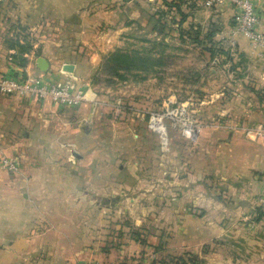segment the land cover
Listing matches in <instances>:
<instances>
[{
	"label": "rangeland",
	"instance_id": "374dc122",
	"mask_svg": "<svg viewBox=\"0 0 264 264\" xmlns=\"http://www.w3.org/2000/svg\"><path fill=\"white\" fill-rule=\"evenodd\" d=\"M68 1L0 0V14L13 18L11 41L22 43L26 49L23 56L13 52L14 63L20 56L28 62V54L32 57L40 53L41 43H36L39 36L47 32L59 36V32L76 30L77 23L100 34L99 38H90L96 45L101 41L108 44L102 36L113 35L107 51L100 54L91 73L79 83L92 91L91 99L66 105L78 107L86 103L94 128L84 134L76 127L74 138L72 134H62L56 147L47 145L46 151L37 154L15 149L8 155H17L18 169H0V174L16 176L31 169L21 165L27 159L38 163L43 158L56 163V170L50 168V173L55 177L70 175V182L60 186L68 185L65 189L71 191L65 197L54 196L53 217L83 225L91 221V252L122 249L131 240L133 247L127 252L133 264H190L192 259H196V264H248L232 260L240 257L239 247L214 238L195 246L183 244L184 248L172 251L173 246L170 248L167 243L172 237V243H176L180 231L175 230V225L171 228L167 207L177 197L169 190L179 193V182L172 180L179 181L183 174L181 161L189 157L188 149L202 137L212 143V134L202 133L204 129L237 128L249 139L262 136L263 133H255L250 138L245 129L259 133L258 127L264 130V122L253 118L252 112L250 117L241 115L244 109L251 111L253 105L261 107L264 102V85L255 84V80L264 79V46L255 47L246 38V43L239 44V33L232 32L235 12L224 13L225 3L215 4L214 8L203 0H77L76 6L68 5ZM182 1L188 4L183 7ZM257 1L258 27L264 31L260 25L264 0ZM180 11L184 14L182 22ZM195 13L199 14V21L192 20ZM21 18L23 22L19 21ZM121 26L127 28L123 30ZM116 48L158 55L160 63L149 72H125L123 78L112 80L99 73L93 80L101 58ZM253 91L258 94L247 93ZM167 96L170 102L165 110L162 101ZM247 96L250 102H246ZM152 111L165 113V141L148 124ZM234 114H238V119L233 120ZM185 127L191 128L190 134H183ZM206 171L208 187L212 189L213 175ZM8 184L10 188L2 193L8 198L25 186L22 180ZM128 197L134 199L130 201ZM68 201L69 213L64 211ZM36 202L45 204L43 198ZM60 204L62 210L58 209ZM0 206H4L3 199ZM183 239L184 243L191 242L189 236Z\"/></svg>",
	"mask_w": 264,
	"mask_h": 264
},
{
	"label": "crops",
	"instance_id": "0c3cea01",
	"mask_svg": "<svg viewBox=\"0 0 264 264\" xmlns=\"http://www.w3.org/2000/svg\"><path fill=\"white\" fill-rule=\"evenodd\" d=\"M77 2L69 0L68 5L76 6ZM181 3L183 7L188 4L183 1ZM255 3V6L259 4L257 0ZM222 8L224 13L235 12L231 4L225 3ZM198 15L195 13L192 20L199 21ZM19 21L23 22V19ZM12 22L14 20L10 15L0 14V72H29L58 83L84 82L99 61L100 54L107 51V45H111L109 42L114 41L113 35H103L102 38L108 44L104 45L101 41L100 45H96L94 38H90L92 35L99 38L100 34L97 35L90 27L77 23L74 27L76 30L59 32V36L58 33L48 32L39 36L36 43H41L40 53L32 57L28 54L30 60L21 66L12 62L10 55L14 48L7 45V38L13 35ZM30 24L33 25L32 22ZM260 25L264 29V11L260 15ZM121 28L125 30L127 26ZM237 37L239 44L246 43L243 35L238 34ZM37 56L47 61L44 71L34 65ZM65 64L71 65L69 70L65 68ZM255 84L263 87L264 79L255 80ZM253 92L247 93L251 96L258 94L257 91ZM91 96L92 91L88 88L86 99H91ZM246 102H250L249 96L246 97ZM263 103L261 107L253 105L251 111L244 109L241 116L250 117L252 112L253 118L264 122ZM237 116L238 114H234L233 120L238 119L235 118ZM89 117L91 112L86 103L78 107H66L49 99L0 94V154L7 152L3 154L8 155L15 149L37 154L41 150L46 151L47 145L54 148L62 134H72L74 138L77 134L76 127L82 121L90 125L88 131L83 133L91 132L94 124ZM261 130L262 136L249 139L237 128L231 131L206 128L202 133L212 134V143L209 144L202 137L188 149L189 157L181 161L183 174L179 181L172 180L179 182V193L169 190L171 194H177V197L171 202V207H167V220L172 218L171 228L175 225V230L180 231L176 243H172L173 237L167 243L170 248L173 246L172 251L184 248L185 244L195 246L214 238L219 243L239 247L242 252L239 253L240 257L232 260L264 264V212L257 204V197L264 193V130ZM245 132L250 138L260 134L253 129H245ZM39 161L37 163L35 159L32 162L27 159L21 165L32 168L24 169L23 173L16 176L0 174V199L4 201V206H0V264H76L79 260L90 258L99 259L101 264H133L127 252L133 247V241L129 240L122 249L109 248L108 251L91 252L88 246L92 238L91 221L83 225L54 219L53 212L56 209L52 207L55 197H65L71 191L65 189L68 185L60 186V183L70 182V175L64 174L66 179L63 175L55 177L50 173V168L55 171L57 164L43 158ZM66 167L71 168L69 164ZM206 170L213 175L212 189L208 187ZM10 179L12 182L22 180L25 186L23 189L18 188L17 193L8 198L2 193L10 188ZM39 198H43L45 204L37 203ZM132 199L134 198L128 197V200ZM62 204L58 209L62 210ZM65 205L64 211L69 213L71 202L68 201ZM195 211L198 212L197 215ZM175 218V222H172ZM91 219L89 216V220ZM187 236L191 242L184 243L183 238ZM190 247L192 246H188L189 249Z\"/></svg>",
	"mask_w": 264,
	"mask_h": 264
},
{
	"label": "built area",
	"instance_id": "2783aa9c",
	"mask_svg": "<svg viewBox=\"0 0 264 264\" xmlns=\"http://www.w3.org/2000/svg\"><path fill=\"white\" fill-rule=\"evenodd\" d=\"M207 6L229 3L235 9V25L232 30L243 35L253 46H264V31L258 27V13L251 0H203ZM88 86L85 84L58 83L42 75H33L29 72H0V94H16L32 96L36 99H49L58 105H77L86 99ZM170 97L162 101V108H169ZM185 104V103H184ZM164 112L152 111L148 115V124L163 141L168 133L164 119ZM259 133L262 132L258 127ZM190 127L183 128V134L188 135ZM0 169L14 172L18 169V162L12 155L0 154ZM259 209L264 212V193L257 197ZM76 264H101L97 258L79 260Z\"/></svg>",
	"mask_w": 264,
	"mask_h": 264
},
{
	"label": "trees",
	"instance_id": "16d2710c",
	"mask_svg": "<svg viewBox=\"0 0 264 264\" xmlns=\"http://www.w3.org/2000/svg\"><path fill=\"white\" fill-rule=\"evenodd\" d=\"M178 11L180 9H177ZM184 14L180 11L179 21L183 19ZM7 45L14 48V52H18L23 56L26 53L25 47L22 43L18 41H11V38H7ZM17 47V48H16ZM16 48V49H15ZM14 57L15 54H11L10 57ZM20 56L19 61L16 62L18 65H25L26 60L24 57ZM160 57L150 56L147 53L140 52L138 49H131L129 51L116 48L107 53L104 57L101 58L98 67L95 69L94 75L91 77L93 80H96V76L99 73H104L109 76L110 80L112 78H123L125 72H149L154 68V66L160 63ZM179 258V257H178ZM196 259H192L190 264H196Z\"/></svg>",
	"mask_w": 264,
	"mask_h": 264
},
{
	"label": "water",
	"instance_id": "95a60500",
	"mask_svg": "<svg viewBox=\"0 0 264 264\" xmlns=\"http://www.w3.org/2000/svg\"><path fill=\"white\" fill-rule=\"evenodd\" d=\"M34 65H35L39 70L44 71V70L46 69V67H47V61H46L43 57H41V56H37V57L35 58V60H34ZM64 66H65V68L68 69V70H69L70 67H71L70 64H65ZM89 126H90V125H89L87 122H85V121H82V122H80V124H79V128H80L82 131H84V132L88 131Z\"/></svg>",
	"mask_w": 264,
	"mask_h": 264
}]
</instances>
